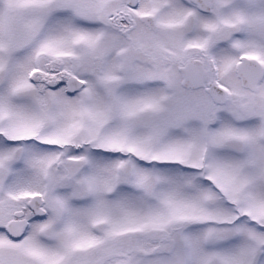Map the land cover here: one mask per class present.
Instances as JSON below:
<instances>
[{
	"label": "snow or ice",
	"instance_id": "snow-or-ice-1",
	"mask_svg": "<svg viewBox=\"0 0 264 264\" xmlns=\"http://www.w3.org/2000/svg\"><path fill=\"white\" fill-rule=\"evenodd\" d=\"M0 264H264V0H0Z\"/></svg>",
	"mask_w": 264,
	"mask_h": 264
}]
</instances>
